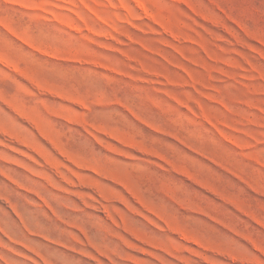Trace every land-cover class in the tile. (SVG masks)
Masks as SVG:
<instances>
[{
	"label": "rangeland",
	"instance_id": "1",
	"mask_svg": "<svg viewBox=\"0 0 264 264\" xmlns=\"http://www.w3.org/2000/svg\"><path fill=\"white\" fill-rule=\"evenodd\" d=\"M0 264H264V0H0Z\"/></svg>",
	"mask_w": 264,
	"mask_h": 264
}]
</instances>
